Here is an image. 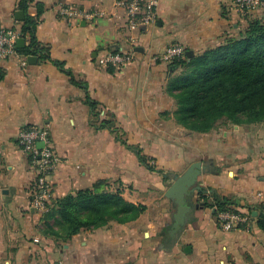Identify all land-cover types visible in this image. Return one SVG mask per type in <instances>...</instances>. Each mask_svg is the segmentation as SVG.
<instances>
[{"label":"crops","instance_id":"obj_1","mask_svg":"<svg viewBox=\"0 0 264 264\" xmlns=\"http://www.w3.org/2000/svg\"><path fill=\"white\" fill-rule=\"evenodd\" d=\"M70 1L92 16L63 17L55 0H32L27 8L38 18L36 38L50 59L18 52L0 59V264H264V231L255 220L222 228L213 209L199 203L197 190L189 195L193 206L185 224L171 233L176 204L165 192L195 161L206 165L200 187L264 204V122H223L206 132L178 124L166 84L179 69L155 59L170 44L192 55L218 46L250 17H264V2L242 11L234 0H158L154 20L129 30L118 0ZM19 3L0 0V27L20 28ZM110 46L132 48L133 59L108 70L97 59ZM86 95L101 117L113 116L117 132L93 127ZM33 125L48 129L58 158L48 178L51 200L104 181L144 211L66 239L46 232L44 211L30 205L35 171L17 142L19 131Z\"/></svg>","mask_w":264,"mask_h":264},{"label":"trees","instance_id":"obj_2","mask_svg":"<svg viewBox=\"0 0 264 264\" xmlns=\"http://www.w3.org/2000/svg\"><path fill=\"white\" fill-rule=\"evenodd\" d=\"M31 2L20 0L19 3L24 17L17 31L25 44L16 47V51L39 59H50L47 47L36 38L38 18L27 12ZM37 8L39 14L40 6L37 5ZM120 51L115 46L108 48V52ZM53 62L68 73L74 83H78L61 62ZM169 66L179 69L166 84L167 92L175 101L171 114L178 124L192 131L206 132L223 122H264V17H250L245 28L237 35H227L218 46L197 55L184 54L182 58L171 61ZM107 67L112 70L110 64ZM2 76L0 70V78ZM78 84L85 86L84 82ZM85 100L90 106V122L93 127L117 132L113 116L107 114L101 117L98 103L89 95H86ZM117 138L126 143L119 134ZM126 145L136 153L140 162L152 168L138 147ZM210 169L216 170L213 166ZM197 192L199 203L211 207L216 219L222 211L245 213L264 231V204L243 203L239 198L222 194L212 187H200ZM144 209L143 204L126 200L119 188L112 190L106 182L97 181L90 188L52 199L44 211L43 221L46 232L66 239L82 229L106 226L112 221L125 223L134 220ZM254 210L257 215L253 217Z\"/></svg>","mask_w":264,"mask_h":264},{"label":"built area","instance_id":"obj_3","mask_svg":"<svg viewBox=\"0 0 264 264\" xmlns=\"http://www.w3.org/2000/svg\"><path fill=\"white\" fill-rule=\"evenodd\" d=\"M158 0H118L116 3L123 7L126 14V25L129 30L145 29L155 18ZM262 0H234L235 6L242 10L254 9L262 5ZM56 11L68 19L91 17L92 15L80 9L70 0H55ZM20 37L17 30L0 27V59L17 55L15 41ZM133 42L134 38H130ZM185 48L180 44H170L165 51L155 59L170 63L182 58ZM133 59V50H121L117 53L106 52L98 57L100 65H123ZM17 142L29 156V161L35 171V181L30 190V205L40 211H46L51 203L52 188L48 180L58 158L53 149L48 129L45 126H28L19 131ZM42 142V146L37 144ZM220 226L230 230L239 224L248 225L250 216L238 212H219L217 215Z\"/></svg>","mask_w":264,"mask_h":264},{"label":"water","instance_id":"obj_4","mask_svg":"<svg viewBox=\"0 0 264 264\" xmlns=\"http://www.w3.org/2000/svg\"><path fill=\"white\" fill-rule=\"evenodd\" d=\"M264 2V0H262ZM18 18L23 17L22 11H17L16 13ZM24 44V39L18 37L15 41L16 47H22ZM187 55H192V52L187 50L185 52ZM34 56H29V61H34ZM43 144L39 142L38 147H41ZM206 169V165L202 164L201 161H195L191 163L186 170L175 176L170 186L165 192V196L171 198L176 204V211L173 214V221L171 225V233L175 234L177 231H180L182 226L185 224L188 218V212L190 211L193 204L189 200V195L196 190H199L200 185L197 183V178L201 174L202 170ZM256 212L253 211V215Z\"/></svg>","mask_w":264,"mask_h":264}]
</instances>
